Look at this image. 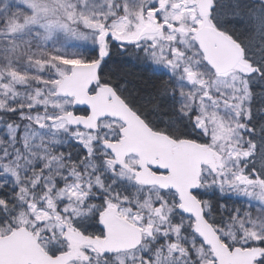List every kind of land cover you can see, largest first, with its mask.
<instances>
[{"label":"snow or ice","instance_id":"6c2138e0","mask_svg":"<svg viewBox=\"0 0 264 264\" xmlns=\"http://www.w3.org/2000/svg\"><path fill=\"white\" fill-rule=\"evenodd\" d=\"M0 264H264V0H0Z\"/></svg>","mask_w":264,"mask_h":264}]
</instances>
